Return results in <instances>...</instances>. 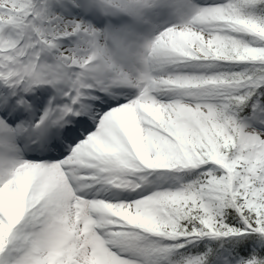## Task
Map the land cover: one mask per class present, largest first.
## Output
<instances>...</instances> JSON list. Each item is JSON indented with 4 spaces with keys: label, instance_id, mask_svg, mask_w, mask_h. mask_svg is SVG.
I'll return each instance as SVG.
<instances>
[{
    "label": "snow or ice",
    "instance_id": "1",
    "mask_svg": "<svg viewBox=\"0 0 264 264\" xmlns=\"http://www.w3.org/2000/svg\"><path fill=\"white\" fill-rule=\"evenodd\" d=\"M0 264H264V0H0Z\"/></svg>",
    "mask_w": 264,
    "mask_h": 264
}]
</instances>
